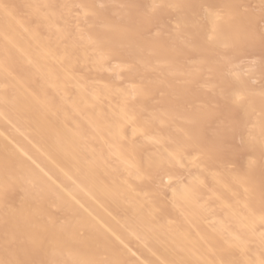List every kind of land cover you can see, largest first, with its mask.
Masks as SVG:
<instances>
[{
  "label": "bare ground",
  "instance_id": "6f19581e",
  "mask_svg": "<svg viewBox=\"0 0 264 264\" xmlns=\"http://www.w3.org/2000/svg\"><path fill=\"white\" fill-rule=\"evenodd\" d=\"M0 264H264V0H0Z\"/></svg>",
  "mask_w": 264,
  "mask_h": 264
},
{
  "label": "rangeland",
  "instance_id": "374dc122",
  "mask_svg": "<svg viewBox=\"0 0 264 264\" xmlns=\"http://www.w3.org/2000/svg\"><path fill=\"white\" fill-rule=\"evenodd\" d=\"M232 148H234V145H231Z\"/></svg>",
  "mask_w": 264,
  "mask_h": 264
}]
</instances>
